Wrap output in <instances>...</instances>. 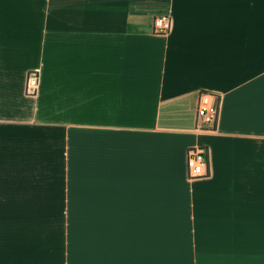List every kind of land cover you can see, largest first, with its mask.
<instances>
[{"label":"crops","instance_id":"obj_1","mask_svg":"<svg viewBox=\"0 0 264 264\" xmlns=\"http://www.w3.org/2000/svg\"><path fill=\"white\" fill-rule=\"evenodd\" d=\"M0 208V264H264V0H0Z\"/></svg>","mask_w":264,"mask_h":264},{"label":"built area","instance_id":"obj_2","mask_svg":"<svg viewBox=\"0 0 264 264\" xmlns=\"http://www.w3.org/2000/svg\"><path fill=\"white\" fill-rule=\"evenodd\" d=\"M173 20L171 15L161 8L153 18V31L156 33H168L172 28ZM40 74L36 69L28 71L26 90L30 94L37 92L39 87ZM221 99L214 92L202 91L199 94L197 115L201 128L213 130L217 126ZM188 176L197 178L210 173L209 153L204 145L191 146L187 150Z\"/></svg>","mask_w":264,"mask_h":264},{"label":"rangeland","instance_id":"obj_3","mask_svg":"<svg viewBox=\"0 0 264 264\" xmlns=\"http://www.w3.org/2000/svg\"><path fill=\"white\" fill-rule=\"evenodd\" d=\"M12 209H13L12 211H14L16 217L22 216L25 212V208L18 206V205L12 207ZM6 211H7V208H0V213H5Z\"/></svg>","mask_w":264,"mask_h":264}]
</instances>
